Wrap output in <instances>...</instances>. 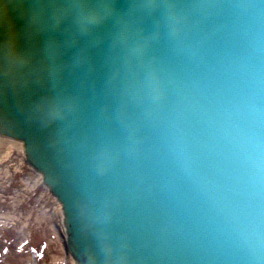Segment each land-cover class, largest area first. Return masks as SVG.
Here are the masks:
<instances>
[{"label":"water","instance_id":"water-1","mask_svg":"<svg viewBox=\"0 0 264 264\" xmlns=\"http://www.w3.org/2000/svg\"><path fill=\"white\" fill-rule=\"evenodd\" d=\"M228 3L197 60L166 43L155 51L187 103L144 127L135 148L109 108L103 66L81 109L52 123L37 115L45 87L0 78V131L25 139L64 201L79 264H96L107 239L130 264H264V169L242 162L264 160V0Z\"/></svg>","mask_w":264,"mask_h":264},{"label":"clouds","instance_id":"clouds-1","mask_svg":"<svg viewBox=\"0 0 264 264\" xmlns=\"http://www.w3.org/2000/svg\"><path fill=\"white\" fill-rule=\"evenodd\" d=\"M228 0H0V78L24 77L47 89L37 115L52 123L76 114L83 88L103 66V90L128 147L173 105L187 103L154 55L166 43L190 61L203 53ZM243 163L264 169L259 155ZM111 163L102 148L101 172ZM96 264H130L118 240H105Z\"/></svg>","mask_w":264,"mask_h":264},{"label":"rangeland","instance_id":"rangeland-1","mask_svg":"<svg viewBox=\"0 0 264 264\" xmlns=\"http://www.w3.org/2000/svg\"><path fill=\"white\" fill-rule=\"evenodd\" d=\"M36 182L20 152H0V264H73L65 255L60 214ZM34 183L41 196L26 189Z\"/></svg>","mask_w":264,"mask_h":264},{"label":"bare ground","instance_id":"bare-ground-1","mask_svg":"<svg viewBox=\"0 0 264 264\" xmlns=\"http://www.w3.org/2000/svg\"><path fill=\"white\" fill-rule=\"evenodd\" d=\"M17 151L21 153L22 160L28 164L30 169H32L33 171L36 172V175H37V182L36 183H37V185L42 184L43 193L44 194L46 193L45 196L48 195L49 197L52 198V203L55 204L57 212L60 214L59 222H60L61 232H62V237H63V245H64V248L66 251L65 255L70 256V258L73 261V264H79L78 259L75 256V254L73 253V251L71 250V248L69 246V242H68V235H67V231H66L68 226L65 222L66 213H65L64 201L59 199V195L56 194L54 192V190L52 189V186L45 181L44 172L42 170H40L39 168H37L28 159V157H27L28 154L26 152V146H25V139L15 137V136H11L9 134H6V133H3L0 131V152H4L5 156H9L13 152H17ZM36 183H34V185L29 184V185H27V188H26L28 191L32 192V195H34V197L41 196L39 194V192L36 195V192L39 191V190H36V186H37ZM41 202H42V200H41ZM45 210H47V208H45ZM9 218H11V217L7 216L6 219H9ZM60 260H61V258H60Z\"/></svg>","mask_w":264,"mask_h":264}]
</instances>
